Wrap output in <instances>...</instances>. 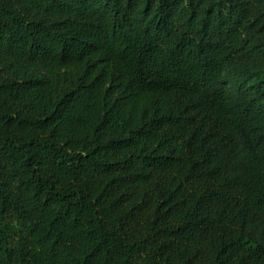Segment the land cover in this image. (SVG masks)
Listing matches in <instances>:
<instances>
[{"label": "trees", "instance_id": "trees-1", "mask_svg": "<svg viewBox=\"0 0 264 264\" xmlns=\"http://www.w3.org/2000/svg\"><path fill=\"white\" fill-rule=\"evenodd\" d=\"M0 264H264V0H0Z\"/></svg>", "mask_w": 264, "mask_h": 264}]
</instances>
